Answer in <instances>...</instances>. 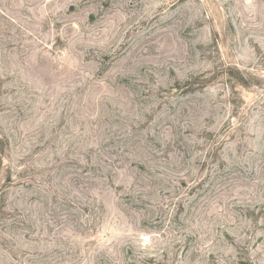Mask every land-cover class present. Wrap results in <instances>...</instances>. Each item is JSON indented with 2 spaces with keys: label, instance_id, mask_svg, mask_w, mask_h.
<instances>
[{
  "label": "rangeland",
  "instance_id": "1",
  "mask_svg": "<svg viewBox=\"0 0 264 264\" xmlns=\"http://www.w3.org/2000/svg\"><path fill=\"white\" fill-rule=\"evenodd\" d=\"M0 264H264V0H0Z\"/></svg>",
  "mask_w": 264,
  "mask_h": 264
}]
</instances>
